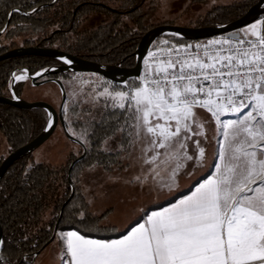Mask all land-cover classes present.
<instances>
[{"label":"snow or ice","instance_id":"1","mask_svg":"<svg viewBox=\"0 0 264 264\" xmlns=\"http://www.w3.org/2000/svg\"><path fill=\"white\" fill-rule=\"evenodd\" d=\"M191 48L172 45L155 65L149 52L134 87L116 90L106 83L98 97L125 115L127 127L117 131L127 132L130 144L147 142L144 162L155 165L152 172L159 175L161 165L175 162L165 185L169 191L178 186L183 162L204 165L201 141H193L195 156L188 154L187 142L206 139L195 111L206 109L217 125L214 170L190 194L146 213L121 238L57 232L64 245L61 264H264V20ZM229 114L235 118L221 119ZM80 136L88 139L87 127ZM133 180L143 182L139 176ZM0 264H8L2 253Z\"/></svg>","mask_w":264,"mask_h":264},{"label":"trees","instance_id":"2","mask_svg":"<svg viewBox=\"0 0 264 264\" xmlns=\"http://www.w3.org/2000/svg\"><path fill=\"white\" fill-rule=\"evenodd\" d=\"M256 1L234 0L231 3L215 5L193 26L228 23L241 17ZM52 2L53 0H0V31L9 21L7 28L0 34V54L21 46L41 45L87 60L131 68L135 65L134 51L141 36L150 28L159 25L147 23V19L160 0ZM38 6L41 7L29 15L14 12L8 20L9 13L15 8L30 11ZM93 15L105 18L96 25L87 27L85 24ZM260 20H264V14ZM165 23L167 22L160 24ZM165 40L170 46L189 41L174 36H162L152 47L163 44ZM59 64L61 62L58 59L41 55L16 56L0 61V96H11L9 83L14 70L20 73V68L27 67L31 73H35ZM49 77L60 79L66 89L64 121L69 132L84 144L86 154L71 169V180L68 176L69 166L82 152L79 144V153L70 154L62 165L37 162L32 152L16 160L7 169L0 180V224L5 242L1 253L11 263L20 262L23 255L28 254V261L21 264H30L33 261L31 254L40 250L50 239L72 184L75 192L62 210L57 232L76 230L87 237L102 239L115 238L125 232L105 225L101 217L88 210L76 179L83 166L96 162L109 168L115 163L119 153H105L101 146L107 138L117 134V129L127 127L124 123L125 115L120 110L113 109L111 104L107 108L101 104L104 108L98 113L101 105L98 104V99L93 102L92 98L98 97L106 83L121 90L134 87L139 78H128L124 83L117 84L99 74L88 72H60L44 78ZM73 79H78L85 93L89 91L92 100L90 105L74 99L68 92L67 86L71 85ZM43 85L57 88L61 98L56 83L48 82ZM23 87L24 83L21 81L15 85L21 97ZM46 121L47 112L43 108L22 109L0 103V132L6 139L9 153L34 139L43 130ZM59 127L62 129L60 124L57 128ZM86 127L89 132L87 140L80 136L82 129ZM125 133L123 132L124 135ZM4 158L5 156L0 157V164ZM201 178L179 194L190 191ZM175 199L176 197H171L149 209L164 206ZM58 239L55 235L52 242Z\"/></svg>","mask_w":264,"mask_h":264},{"label":"water","instance_id":"3","mask_svg":"<svg viewBox=\"0 0 264 264\" xmlns=\"http://www.w3.org/2000/svg\"><path fill=\"white\" fill-rule=\"evenodd\" d=\"M56 1L57 0H53L52 3ZM41 6L35 7L34 8L35 11H37ZM15 9L11 10V12L9 13L8 20H10L12 14L15 12L14 11ZM35 11H33L32 9L30 11L20 10L19 12L24 15H29ZM263 14H264V0H257L247 9V11L241 17L224 24H214V25H204V26H183V25L165 23V24L156 25L150 28L141 36L137 44V47L134 51L135 65L131 68L123 67L120 64H106V63H99V62L87 60L63 50H59L53 47H43L41 45L21 46L8 50L3 54H0V61L16 56L41 55V56H50L56 58L61 62V64L59 65L49 66L47 68L37 70L35 73H31L27 67L20 68L19 69L20 73H17V70H14L12 72L11 80L9 83V90L11 96H0V103L9 104L22 109L43 108L47 112V121L43 130L34 139L26 143L25 145L11 151L2 160L0 164V180L7 171V169L16 160L20 159L25 155L32 153L40 145H42L45 141H47L55 132L58 124L61 125L65 136L69 140L79 144L83 150L82 153L76 159H74L70 164L69 175H68L70 180H71V176H70L71 169L86 154V148L84 144L69 132L64 121L63 108L67 100V93L62 81L58 78H51V77L44 78V77L52 74H57L60 72H88V73L99 74L114 83L121 84L124 83L128 78L140 77L145 55L152 47V45L155 43V41L162 36H174L189 41L202 40L216 36L229 37L232 34L240 32L241 30H243V28H246L252 25L253 23H256L258 20L261 19V16ZM8 24L9 21L0 31V34L4 32ZM66 60L70 61V63H65ZM14 74L15 76H24L25 79L17 80ZM25 80H30L31 83L35 86H39L48 82L56 83L61 93V101L59 107L56 108L53 104L45 100L28 101L23 97H21L17 93L15 85L18 81H25ZM72 195H73V188H72V193L68 198V200H70ZM68 200L63 203L60 216ZM60 216L58 221L56 222L52 236L41 247L40 250L31 254L32 259H35L39 255L41 250H43L55 238L57 227L60 221ZM0 240H3L1 224H0ZM1 249L2 248H0V253H1ZM4 257L8 261V264H21L22 262L28 261L27 258L29 257V255L28 254L23 255L22 259L18 263H11L6 256Z\"/></svg>","mask_w":264,"mask_h":264},{"label":"crops","instance_id":"4","mask_svg":"<svg viewBox=\"0 0 264 264\" xmlns=\"http://www.w3.org/2000/svg\"><path fill=\"white\" fill-rule=\"evenodd\" d=\"M195 111L199 120L205 124L206 139L204 137L193 136L192 139L187 142V151L189 155L195 156L196 145L193 141L199 139L201 141V146L206 149L204 165L202 167L197 166L195 159L183 162V167L175 178L178 186L174 187L171 191H169L168 188L162 184L155 187L152 186L150 182L154 179L159 183L171 181L164 177V173H170L171 175V170L172 167L175 166V162H172L168 166L161 165V167L157 169L159 175H156V173L152 172V168L155 167V165H149L144 162L145 153L143 152V149L147 146V142L144 139L132 144L128 152L121 156V161L123 162L120 164L121 166H117L113 169H105L100 165H95L92 167L90 172H87L86 176H81L83 180L82 186L84 196L89 204L91 212L101 216L105 225H114L119 227L121 231H125L122 235L110 239L121 238L127 233V231H129L130 227L137 225L139 222H143V218H145L146 213L151 214L152 211H161L164 208L171 206V204L175 203L183 196L190 194V191L194 190V186H196L203 179L207 178L214 170L213 165L216 163L218 139L216 131L217 125L212 119L211 114L208 113L206 109L197 108ZM227 117L228 119L235 118L234 116H231L232 118H229V116ZM227 117L222 116L221 119L224 120L227 119ZM160 151L162 152L163 150ZM147 155L151 156L152 153L149 152ZM136 176H139L143 182H135L133 178ZM199 178L201 179L191 188L190 191L184 194H179L181 191L189 188ZM151 193H154L152 196L153 198H149L150 200L142 203L141 206L133 212V214L126 217L121 216V214L123 212L125 213L131 205L138 203L137 200L142 199V197L146 198L148 197V194ZM155 193L157 194L155 195ZM171 197H176V199L164 206L146 210L148 206ZM118 208L119 210L116 212V209ZM66 231L73 230H64L59 232ZM55 242H57V244L62 248L64 247L63 243L59 239ZM47 248L48 247L46 246L39 253V255L30 262V264L35 263L41 256L42 259L40 264H47L49 260L53 259L52 252L43 253V251L47 250Z\"/></svg>","mask_w":264,"mask_h":264},{"label":"rangeland","instance_id":"5","mask_svg":"<svg viewBox=\"0 0 264 264\" xmlns=\"http://www.w3.org/2000/svg\"><path fill=\"white\" fill-rule=\"evenodd\" d=\"M234 0H160L159 4L157 7L151 12V14L148 17V22L147 23H152V24H160L167 22V24H175V25H183V26H189V25H195L196 22L202 18L205 13L212 8L215 5H221V4H227L231 3ZM104 16L100 15H93L88 22H86V26H94L96 25L100 20L104 19ZM261 21V20H258ZM257 21V22H258ZM256 22V23H257ZM100 79V78H99ZM78 79H73L71 81V85L67 86V90L69 93H71V96L74 99H80L84 103H87L88 105L91 104L92 100L89 97L90 93L89 91L84 92L83 86L80 85V82L77 81ZM101 81V80H100ZM24 83V87L22 90V97L28 101H35V100H45L50 102L51 104H54L55 106L59 107L60 105V94L58 93L57 88L54 86L50 85H43V86H35L31 83L30 80H25L21 81ZM30 84L32 85H29ZM126 85V83H125ZM129 87L121 90H127ZM101 92V91H100ZM99 92V93H100ZM98 104H104L105 105V99L103 97L98 98ZM108 104H111V101H108ZM104 105H101L98 113L103 111ZM226 117L229 116V118H232V115H225ZM228 119V117H227ZM131 138L127 135V132L125 135L118 131L117 134L110 136L107 138V140L104 141L103 145L101 146V150H103L105 153H116L118 152L119 155L116 157L114 160V164H111V167L107 168L103 164L99 163H91L89 165L83 166L81 169H79L77 173V179L76 183L80 187V191L86 201V198L84 196L83 192V186H82V175L86 176L87 172H90L92 167L95 165H100L105 169H113L117 166H121L120 164L123 163L121 161V156L125 155L129 148L131 147L132 144L129 143V140ZM80 147L77 143L67 139L65 135L63 134L62 129L56 128L55 132L53 135L45 141L42 145H40L36 150L33 151V157L34 160L37 162H44V163H49L53 165H62L66 163L68 157L70 154H78L80 151ZM83 151V150H82ZM163 152V151H162ZM82 153V152H81ZM9 154V147L6 142V139L4 135L0 132V157L2 156H7ZM79 156V155H78ZM77 156V157H78ZM76 157V158H77ZM75 158V159H76ZM70 167V166H69ZM164 177L168 178L170 180V173L165 174ZM85 180V178H84ZM171 181H166L163 183L157 182L155 179L150 182L152 186H158L160 184L166 185L170 183ZM72 188H73V194L75 192V187L72 184L71 191L69 194V197L72 193ZM154 193L148 194V197L137 200L138 203L135 205H131L127 211L121 214V216H129L133 214L135 210L141 206L142 203L147 202L150 200L149 198H153ZM157 193H155L156 195ZM154 195V196H155ZM73 196V195H72ZM68 197V198H69ZM72 198V197H71ZM70 198V199H71ZM155 198V197H154ZM68 200V199H67ZM66 200V201H67ZM166 200V199H165ZM69 201V200H68ZM164 201V200H163ZM162 202V201H161ZM154 203L150 206L147 207L146 210H148L151 206L159 204ZM87 203V201H86ZM88 205V210L91 212L89 204ZM119 208L116 209V212H118ZM150 210V209H149ZM94 214L93 212H91ZM96 215V214H94ZM98 216V215H96ZM101 217V216H99ZM102 218V217H101ZM136 220V219H135ZM103 222V220H102ZM134 222V221H133ZM132 224V223H130ZM115 228V230H120L121 229L117 226L110 225ZM47 250L43 251V253H48L52 252L53 254V259L49 260L47 264H60V254L62 252V247L57 244V242H52L47 246ZM42 259V256L39 257L35 263L33 264H40V261Z\"/></svg>","mask_w":264,"mask_h":264},{"label":"built area","instance_id":"6","mask_svg":"<svg viewBox=\"0 0 264 264\" xmlns=\"http://www.w3.org/2000/svg\"><path fill=\"white\" fill-rule=\"evenodd\" d=\"M222 37H226V36H216V37L202 39V40L187 41V42H184L182 44L175 45V46H176V48H181V47H184V46L191 45L192 48L190 49V51H196V46L197 45L201 46V49H202L205 45H207L208 41L214 40V39L218 40V39H220ZM170 47H171L170 45H164V44L155 45V46H153V47H151L149 49V51L147 52V54L144 57V60L145 59H150L148 54H149V52H153L155 54V59H150V63L155 65L162 58L163 59L167 58L168 51H169ZM217 47H219V46H217ZM201 55H202V52H201ZM144 60H143V68H142V72L140 74V77L144 74V72L146 70V66L144 64Z\"/></svg>","mask_w":264,"mask_h":264}]
</instances>
